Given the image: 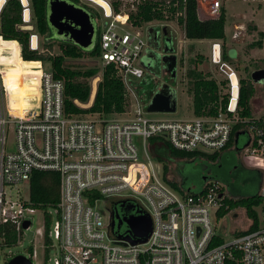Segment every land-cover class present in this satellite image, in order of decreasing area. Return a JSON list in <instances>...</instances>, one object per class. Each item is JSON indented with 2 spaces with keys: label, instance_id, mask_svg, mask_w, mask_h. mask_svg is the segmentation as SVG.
Masks as SVG:
<instances>
[{
  "label": "built area",
  "instance_id": "1",
  "mask_svg": "<svg viewBox=\"0 0 264 264\" xmlns=\"http://www.w3.org/2000/svg\"><path fill=\"white\" fill-rule=\"evenodd\" d=\"M84 1L101 10L95 42L99 72L91 80L89 102L74 103L90 107L104 67L112 66L125 87L127 108L134 104L135 108L132 115L127 109L120 114L130 115L123 119L102 118L98 114L66 116L63 82L55 80L50 71H43L40 66L38 103L23 107L18 114V110L12 109L10 90L0 66V248L20 244L33 216L42 212L45 253L47 247H54L52 240L57 243L54 264H264V200L257 213V229L241 235L235 232L225 240L218 233L216 222L218 211L222 207L226 209L223 201L228 197L220 183L208 181L195 194L179 192L163 180L162 168L156 172L147 155L148 141L153 137L165 139L180 152L223 151L233 127L248 122L238 112L237 74L222 73L228 87L226 111L216 117L149 118L139 105L135 88L138 80L147 78L140 60L152 51L141 32L149 28L148 35L151 33L149 36L153 37L154 26L160 19L138 26L130 22L129 16L146 0ZM164 1L167 7L171 2L176 7L181 1L182 15L185 14L188 0ZM195 1L197 7L198 1L207 5L208 18L219 15L220 0ZM259 1L264 8V0ZM23 13L24 10L22 21L28 24ZM165 15L177 20L181 13L171 15L162 10V16ZM29 48L39 50L36 33L29 36ZM210 53L212 61L216 56L221 59L220 43L213 42ZM6 127L13 133V144L8 149ZM248 131L257 137L263 134L253 125ZM257 144L263 148L260 139ZM247 158L256 159L245 157L246 163ZM35 171L59 175V198L55 206L39 208L30 204L28 182ZM11 188L15 189L14 195L8 191ZM261 190L264 198V188ZM109 200H113L111 205L115 201L135 203L150 217L151 233L145 242L131 245L110 231ZM101 205L107 207L102 211ZM25 222H29L27 228L23 227ZM11 233L14 241L8 243ZM217 238L221 240L219 244L215 243ZM30 250L24 257L33 264L36 252ZM16 256L19 255L11 254L6 264Z\"/></svg>",
  "mask_w": 264,
  "mask_h": 264
},
{
  "label": "rangeland",
  "instance_id": "2",
  "mask_svg": "<svg viewBox=\"0 0 264 264\" xmlns=\"http://www.w3.org/2000/svg\"><path fill=\"white\" fill-rule=\"evenodd\" d=\"M22 1L25 4L24 8L26 9L27 14V10H29V0ZM78 2L80 5L85 4L87 8L92 9L99 14L102 20L100 9L95 8L94 5L85 2L84 0H78ZM220 2L222 4L221 7H224L225 9L226 15V38L224 49L230 58V62H228L229 65H225L230 66V68L236 72L239 79L252 81L251 74L254 71L264 69V8L259 0H220ZM197 3L199 17L201 19H207L209 17L207 5L201 1H198ZM25 28L31 33H37L32 19L26 24ZM165 29L175 38L170 37L164 41L163 33H165ZM147 30H149V28L142 29L141 35H145L148 44L151 46V49H153L152 51H149L148 54H154V61L145 58L147 64H143V58L140 60L147 78L138 80V85L135 87L136 90H138L139 105L147 117L153 119H191L194 117L192 95L190 92V85L194 76L187 75V70L189 69H195L196 72H198L197 74H209L212 78L216 79L217 82L225 83L221 87V92L223 94L228 93L225 76L222 74L224 72L220 69L222 62H220L219 65L212 62V59L210 58L211 53L209 41L185 39L182 25H179L176 18L170 15H165L157 21V24L154 26V33H157L156 38H154V36L153 38H149ZM235 33H237L236 38H232ZM261 41L262 47L259 48L256 43ZM220 45L222 51L223 43L221 41ZM190 46L193 47L191 52L188 50ZM233 50L236 51L235 57H232L231 55ZM37 52H44L42 39L40 37L39 50ZM8 53L11 54V60L14 62L16 61L18 64V66L15 65L10 67L7 70L8 72H6L8 85L13 88L14 81H18L21 75H23L22 80L24 83H27L30 78L33 85L27 83L28 86L25 91H28L26 93V95H28L29 90L33 88L30 90L33 92V95L26 99L25 104L32 105V107L36 106L39 96L38 86L41 72L40 63H22L19 59V48L17 44L15 42L5 43L0 39V59H6ZM51 53L53 55H58V47L54 46ZM167 53L173 54L177 58V69L174 76L166 72L164 65L160 61L161 55ZM65 64L75 70H86L94 67L99 70V64L96 62V59L90 58L89 56H83L79 59H66ZM1 67L3 68L4 66L1 65ZM41 69L43 71H48L49 65L45 63L42 65ZM3 71L4 70H2V73ZM91 80L92 79L87 80L89 84L92 82ZM252 83L255 87V93L250 101L251 112L253 119L259 120L263 118L264 114V82L257 83L252 81ZM162 85H168L174 91L176 96L175 112H148V98L150 94L154 91L157 92ZM82 107L86 108V106ZM133 108H135V104L132 108H127V112H131V115ZM12 109L17 110V108ZM127 117H130V115H116L111 118L123 119ZM5 130V136L7 139L6 147L8 149L13 144V133L8 130L7 127ZM249 136L250 144L246 149H244L243 146L248 138L244 135L240 137L238 142L237 147L241 149L238 154L234 143L233 148L225 154L226 156L220 158L216 162L199 159H173L167 156L163 162L160 163L151 155L149 150H147V155L149 161L155 167L156 172L158 170L161 171L162 166L166 164L168 169V179L177 184L182 183L185 189L192 187V190H195L197 187L201 186L203 183V177L208 171H211V175L214 173L217 175V178H212V180H216L220 183L227 196L230 195L235 198L252 196L258 191V175L255 169L260 171L262 184L264 186V148L254 149L251 146L252 142L255 140L254 132L249 131ZM138 154L140 160H142L140 148L138 149ZM249 156H254L256 159L247 158L246 163L244 158ZM237 158L239 161H237ZM160 176L161 173L159 174V177ZM229 189H232L234 192L230 194ZM8 191L12 195L15 193V189L13 188L8 189ZM261 192L262 190H260V193ZM112 201L113 200H109V207L111 206L110 202ZM105 207H107V205H101L102 211ZM256 211L259 213L260 207H258ZM216 222L217 231L225 236V240L230 239L235 232L246 231V228L250 225L243 208H237L230 211L222 219H219ZM37 230H39V233H37ZM43 234V214L42 212H37L33 216L30 229L24 231L20 244L2 246L0 248V264H6L11 254L28 256L31 252L30 249H33L36 252V259L33 260V264H44L45 262L48 264H54L57 254V243L52 240L54 247H47L48 249L45 253L46 247L43 245ZM48 259H50V261H48Z\"/></svg>",
  "mask_w": 264,
  "mask_h": 264
},
{
  "label": "trees",
  "instance_id": "3",
  "mask_svg": "<svg viewBox=\"0 0 264 264\" xmlns=\"http://www.w3.org/2000/svg\"><path fill=\"white\" fill-rule=\"evenodd\" d=\"M70 1L79 4L78 0ZM46 2L47 0H29L31 19L34 22L37 31L36 34L42 39L44 52L40 53L29 48V36L31 32L25 28L26 24L22 21L23 6L20 0H6L2 6L0 11V39L3 42H15L17 46H20L18 48L22 62H39L41 66L45 63L49 65L48 71L52 73L53 78L63 82L64 113L66 116L98 114L102 118H111L112 116L123 114L127 109L126 90L112 66L104 67L90 107L82 108L74 103V101H77L79 104L85 105L89 102L91 87L87 80L95 77L99 71L97 69H72L65 64L66 59H79L83 56L97 58L99 52L97 45L92 51L84 52L72 43L53 41L46 19ZM164 3V0H146L139 6L135 14L129 16L130 22L138 26L154 19H161L163 17L162 10H166L171 15L179 12L181 15L177 17V20L178 24L182 25L184 29V38L187 40L221 41L223 43L221 62L229 65L230 58L224 49L226 15L223 7H221L217 17L200 19L198 17L195 0L187 1L184 15H182L184 12V4L181 1L176 7L173 6V2L169 3V7ZM83 7L91 13L98 24L100 15L92 9L87 8L86 5H83ZM256 44L259 48L262 47V41ZM54 46L58 47V55L51 53ZM192 48L190 46L188 49L189 52L192 51ZM197 73L195 69L187 70L188 76H194L190 85L193 114L195 117H216L219 112L226 111L227 94L221 92V87L225 83L217 82L209 74ZM239 84L238 112L239 116L242 119L248 120V122L238 123L233 127L229 143L223 151L213 154L200 152L185 153L173 149L165 139L153 137L148 141L151 155L160 163L167 156L173 159H199L216 162L226 156L225 154L233 148L234 143L237 154L240 152L241 149L237 147L238 143H236V135L238 134L239 142L242 133H248V128L252 125L256 130L262 131L263 134L260 137L255 136V140L251 146L254 149H260L261 147L257 144L258 139H260L264 148V114L262 119L254 120L251 112L250 101L254 96L255 87L251 80L245 81L244 79H239ZM248 140H250V137H248ZM162 170L163 180L179 192L195 194L202 190L204 182L195 190L189 191L184 188L182 183L177 184L168 179L166 164L162 166ZM255 171L258 175V191L252 196L237 198L231 197L228 194L229 196L223 201L226 209L222 207L217 213L220 219L237 208L244 209L245 216L249 220L250 225L246 228V231L240 232L238 235L256 230L259 224L256 209L262 204L264 198L260 194L262 176L259 170L255 169ZM212 178L216 179L217 176H212ZM233 192L232 189H229L230 194ZM27 196L30 204L35 207L46 208L55 206L59 198V175L50 171L33 172L28 182ZM13 241L14 235L11 233L8 235L7 242L10 243ZM220 241V238H217L215 243L219 244Z\"/></svg>",
  "mask_w": 264,
  "mask_h": 264
},
{
  "label": "water",
  "instance_id": "4",
  "mask_svg": "<svg viewBox=\"0 0 264 264\" xmlns=\"http://www.w3.org/2000/svg\"><path fill=\"white\" fill-rule=\"evenodd\" d=\"M21 2V0H20ZM47 24L51 38L62 42L72 43L84 52L94 49L97 37V23L91 13L79 4L70 0H47L46 2ZM154 33V38H156ZM167 30L165 29V35ZM151 35V33L149 34ZM150 37V36H149ZM172 38H175L172 36ZM166 45V44H165ZM232 57L236 56V51L231 53ZM154 54H146L143 57V64H147L145 58L154 61ZM161 63L164 65L166 72L172 76L176 73L177 58L175 55H163ZM146 62V63H145ZM152 65V64H149ZM253 82H264V69L254 71L251 74ZM176 96L174 91L167 85L162 87L153 94L148 103V112L171 113L175 112ZM244 134V132L242 133ZM238 142V134L236 135ZM250 144L247 141L243 146L246 149ZM124 203V202H121ZM127 225V231L124 234L117 235V239L123 240L131 245L145 242L151 233V219L143 211H136V215L124 219ZM29 226V222L23 224L24 228ZM110 231L114 233V217L110 214ZM116 235V233H114ZM8 264H32L31 261L22 256H16Z\"/></svg>",
  "mask_w": 264,
  "mask_h": 264
},
{
  "label": "bare ground",
  "instance_id": "5",
  "mask_svg": "<svg viewBox=\"0 0 264 264\" xmlns=\"http://www.w3.org/2000/svg\"><path fill=\"white\" fill-rule=\"evenodd\" d=\"M5 1V0H4ZM1 2V1H0ZM3 3L4 2H2V3H0V7L3 5ZM21 3H22V6H23V10H24V13H23V15H24V20H25V22H27V23H29L30 22V20H31V14H30V9L29 10H27V14H26V9L24 8L25 7V4H24V2L21 0ZM27 5H28V3H27ZM27 15V16H26ZM126 29H129V27L127 26V25H125L124 23H121ZM212 59V58H211ZM216 60L217 61H221V59L220 58H218V56H216L215 57V60H213L212 62H214L215 64H218L219 65V63H216ZM1 65H3L4 67L2 68V70H4L3 71V73H4V79H5V83H6V86L9 88V90H10V94H11V98H12V108H17V113L18 114H20V112H21V110L23 109V107H28V106H32V105H26L25 103H26V99L28 98V97H31V95H33L32 93V91H30L31 89H33V88H31L30 90H29V93H28V95H26V93L28 92V91H25V89L27 88V83H31L32 85H33V83H32V81H31V79L29 78L28 79V82L27 83H24V81L22 80L23 78H22V76L23 75H21L20 77H19V79H18V81H14V84H13V88L11 87V86H9L8 85V83H7V80H6V76H7V73L6 72H8L7 70L10 68V67H13V66H15V65H17L18 66V64H17V62L15 61H12L11 60V54H9L8 53V56L6 57V59H4V58H2V59H0V66ZM40 66H41V63H40ZM230 67V66H229ZM229 67H227L224 63H222V65L220 66V69L223 71V72H225V73H236L232 68L230 69ZM40 74H41V72H40ZM236 79L234 80V78H233V83L235 84L236 82ZM38 92H39V86H38ZM87 107V106H86Z\"/></svg>",
  "mask_w": 264,
  "mask_h": 264
},
{
  "label": "flooded vegetation",
  "instance_id": "6",
  "mask_svg": "<svg viewBox=\"0 0 264 264\" xmlns=\"http://www.w3.org/2000/svg\"><path fill=\"white\" fill-rule=\"evenodd\" d=\"M81 6L83 7V5H81ZM163 36H164V41H166L168 38L171 37V34L169 32H167L166 35H165V33H163ZM53 41L62 42V41H59L57 39H54ZM163 55H170V53L162 54L161 58L163 57ZM176 69H177V67H176ZM153 93H155V91ZM153 93H151L150 96ZM244 135H246L247 138L250 137L249 136V132L248 133L244 132V134H242L241 136H244ZM237 161H239L238 158H237ZM211 174H212V172L208 171L207 174L203 177L202 180H203L204 184L207 183L208 181H211L212 180V176H217L215 173L213 175H211ZM192 189L193 188L191 187L188 190L190 191ZM138 206L139 205H136L135 203H132V202L121 203V202L115 201V202L112 203V205L109 208V213L111 215H113V217H114V230H113L114 233H116L117 235H121V234H124L127 231V225H126L124 219L128 218L129 216L136 215V211L140 210V208Z\"/></svg>",
  "mask_w": 264,
  "mask_h": 264
},
{
  "label": "crops",
  "instance_id": "7",
  "mask_svg": "<svg viewBox=\"0 0 264 264\" xmlns=\"http://www.w3.org/2000/svg\"><path fill=\"white\" fill-rule=\"evenodd\" d=\"M224 8V7H223ZM198 13V12H197ZM198 17H199V14H198ZM200 18V17H199ZM201 19V18H200ZM150 38H153L152 36L150 37ZM207 41H209V43H210V47H211V44L213 43V42H218V43H220V41H218V40H207ZM5 43H14V42H5ZM19 46V45H18ZM19 48H20V46H19ZM205 56H207V55H205ZM20 53H19V59H20ZM208 57V56H207ZM21 61V60H20ZM22 62V61H21ZM215 62V61H214ZM221 61H217L216 60V63H220ZM22 63H24V62H22ZM227 66V65H226ZM227 67H229V66H227ZM230 68V67H229ZM231 69V68H230ZM225 73V72H224ZM38 100H39V96H38ZM38 100H37V103H38Z\"/></svg>",
  "mask_w": 264,
  "mask_h": 264
}]
</instances>
